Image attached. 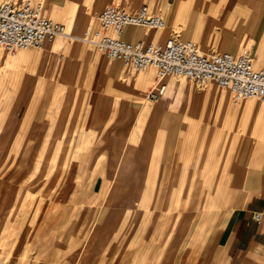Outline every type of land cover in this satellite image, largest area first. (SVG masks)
I'll use <instances>...</instances> for the list:
<instances>
[{
	"label": "rangeland",
	"instance_id": "1",
	"mask_svg": "<svg viewBox=\"0 0 264 264\" xmlns=\"http://www.w3.org/2000/svg\"><path fill=\"white\" fill-rule=\"evenodd\" d=\"M43 1L50 17L53 5L65 10L59 21L74 32L84 33L106 1L128 9L157 3L168 23L165 0ZM201 1L207 12H214L222 0H213L214 10L211 0ZM94 4L97 12L82 18ZM58 39L84 47L89 56L92 51L100 54L82 41ZM48 44L30 50L40 55ZM22 51L26 50L8 53L0 48V144L11 118L20 121L0 151V264H229L216 237L230 200H220L208 180L224 167L226 190L233 166H242L246 175L248 164L243 162L252 159L263 135L264 103L257 99L236 103L228 91L215 85L196 86L175 77L165 80L167 89L157 100L147 98L151 83L139 100L88 99L89 82L101 77L83 56L72 58V65L63 71L62 51L54 49L56 63L52 61V71L45 72L43 67L28 70V65H15L24 63ZM32 71L42 75L35 94H41L40 108L33 107L31 96L19 99ZM129 71L128 80L142 74ZM125 102H143L145 108L179 126L158 159V164L171 168L181 163L194 167L193 183L181 187L174 204L170 185L154 195L155 205L152 199L148 209L138 208L134 192L117 186L113 178L122 169L120 148L127 145L125 138L118 143L116 129ZM32 107L34 125L25 126ZM138 113L128 122V134ZM193 125L196 134L183 135ZM220 127L226 128L224 133L214 135L213 129ZM196 138L201 141L198 147L190 142Z\"/></svg>",
	"mask_w": 264,
	"mask_h": 264
},
{
	"label": "crops",
	"instance_id": "2",
	"mask_svg": "<svg viewBox=\"0 0 264 264\" xmlns=\"http://www.w3.org/2000/svg\"><path fill=\"white\" fill-rule=\"evenodd\" d=\"M41 1L44 3L43 0ZM107 2L104 8L109 4H114ZM211 3L214 10L213 0H211ZM151 6L157 12H162V8H159L157 3H153ZM165 7V16L168 23L166 21L167 26L161 29L164 32L152 35L154 31L160 30H148L139 26H128L125 28L122 38L130 42L142 39L164 42L168 37L177 35L183 40L190 39L194 41L204 53L228 52L237 56L243 50H249L255 57V66L257 68L264 67V0H222L214 12H207L201 0H165ZM138 8L127 9L136 10ZM64 11L63 9L55 8L54 5L49 8V14L52 18L58 19L57 21L63 19ZM96 12L97 4H94L89 8L88 14H84L82 18H87ZM161 15L164 16L163 13ZM97 17L93 23L96 22ZM178 26H180V29L176 32L175 30ZM69 31L73 37L66 39L81 42L80 37L83 36V33L74 32L71 29ZM56 41L58 43L53 47L50 46L51 43ZM48 43L47 47H45V52L40 53V55L35 54L33 50H30L31 48L20 52L19 55L22 57L24 63H17L15 65H28V70L35 69L36 66L39 68L43 67L45 68V72L46 70L50 72L52 71V61L56 63L54 62L56 57L52 54H58L54 49H59L62 51V58L65 60L60 63V68L66 71L67 66L70 67L73 63L72 58L83 56L85 62L92 64L93 70L97 73L98 77H101L97 81L89 82L88 87L92 91H90L88 99L139 100L141 94L144 93L146 87L151 83L147 93L148 98L150 90L156 83V71L153 68H149L143 72H136L142 74L128 80L130 76L129 69L133 72L135 71L120 60H111L102 52L99 54L95 51H92L91 56H89L84 47L74 43L63 42L59 39ZM51 50L52 53L50 54L49 51ZM43 54L48 55L43 58ZM102 54L109 60L108 63ZM32 59L33 63L30 64L29 62ZM150 70L154 73L153 79L151 77L150 80L143 83L144 74ZM121 79H123L124 83L120 82ZM72 80L74 79L72 78ZM40 82H42V75L40 73L34 71L28 73L24 80V86L20 92L19 99H27L28 96H31L30 99H33V107L40 108L41 94L38 93L35 97ZM191 83L194 84L193 82ZM46 97V99H49L48 93ZM233 100L236 103L241 102L236 101L234 97ZM33 107L27 119L24 120L25 126L34 125L36 116ZM124 107L126 110L122 112L121 116L117 117V122L119 120L120 123H118L116 129L118 131V143L122 142V139L125 138L127 145L124 148H120V155L122 157L121 172L118 175L119 172L117 173L116 171L113 176V178H117V186L131 189L135 194L133 200L138 208L148 209L152 203V199H154V205L156 204L154 195L171 185L168 191L172 189V193L171 195L170 193L167 194L170 195L172 204H174L179 197L181 187L189 181L193 183L190 180V175H192L191 172L194 167L190 169L187 168V164L181 163L180 166L171 168L158 164V159H161L159 152H161L162 147L169 146L173 142L174 136L179 133L176 132L179 126L171 123L165 116L148 110L145 108L143 102L136 104L125 102ZM21 109L22 106L18 108L17 112H21ZM136 111L139 112L138 116L130 134H128V122ZM16 118L12 117L7 125L4 139L0 144V151L3 149L8 136L15 132L20 123V121H16ZM224 130H226L224 127L214 128L213 134L220 136L224 133ZM187 131H184L183 135L191 136L193 134L191 131L196 134L197 126H190ZM262 133V137L256 141L252 159L248 163L243 162L245 159L241 161L244 164H248L245 176H243L244 169L242 166H233V177L230 180L231 183L227 182L228 189L226 190L224 188L228 179L223 172L224 167L222 168V172L214 174L208 180L213 187V193H217L216 196H219L220 200H230L227 204L228 211L216 237L217 247L223 254V260L229 264L264 263V127ZM190 142L197 147L201 143L198 138L193 141L190 140ZM227 167L228 165H225V168ZM130 175L131 180H128ZM232 175L229 174L228 177ZM258 186V193H252L251 190L256 189ZM168 191H164V193ZM258 213L262 215L260 222L255 217Z\"/></svg>",
	"mask_w": 264,
	"mask_h": 264
},
{
	"label": "built area",
	"instance_id": "3",
	"mask_svg": "<svg viewBox=\"0 0 264 264\" xmlns=\"http://www.w3.org/2000/svg\"><path fill=\"white\" fill-rule=\"evenodd\" d=\"M128 26L161 30L166 20L150 4L128 10L116 4L107 5L90 24L80 40L90 44L111 60H120L135 72L149 68L156 71V83L150 100L166 91L168 77L183 78L196 86L214 84L229 91L236 101L257 99L264 103V67L255 66L249 50L234 56L228 52L204 53L192 40L177 35L164 42L142 39L124 40ZM72 37L66 24L48 16L41 0H0V48L8 53L40 48L58 38ZM258 222L262 215L256 214Z\"/></svg>",
	"mask_w": 264,
	"mask_h": 264
},
{
	"label": "bare ground",
	"instance_id": "4",
	"mask_svg": "<svg viewBox=\"0 0 264 264\" xmlns=\"http://www.w3.org/2000/svg\"><path fill=\"white\" fill-rule=\"evenodd\" d=\"M62 16V15H61ZM162 32H164V31H161L160 33H162ZM156 33V32H155ZM70 35L72 36V34L70 33ZM73 37V36H72ZM72 37H68V38H72ZM56 43H58L57 41L56 42H54V43H51L50 44V46H54ZM50 52V54L52 53V50L51 51H49ZM45 55V57L48 55V54H44ZM43 57V56H42ZM151 77H152V79H153V77H154V73H153V71H147V73H145L144 74V76H143V83H145V81H148V80H150L151 79ZM141 78V77H140Z\"/></svg>",
	"mask_w": 264,
	"mask_h": 264
}]
</instances>
